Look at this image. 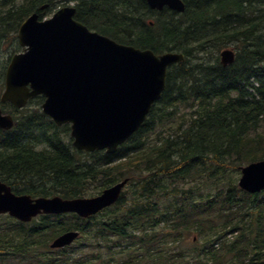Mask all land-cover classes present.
Wrapping results in <instances>:
<instances>
[{"label": "trees", "instance_id": "obj_1", "mask_svg": "<svg viewBox=\"0 0 264 264\" xmlns=\"http://www.w3.org/2000/svg\"><path fill=\"white\" fill-rule=\"evenodd\" d=\"M71 1L89 29L184 59L168 68L160 98L113 154L75 149L69 126L42 113V96L19 110L2 105L15 125L0 130V180L15 192L74 198L125 178L128 184L115 204L88 219L5 217L0 264H52L30 249L67 230L92 237L97 248L78 256L59 249L57 264H107V252L122 254L121 264H264V189L251 194L237 184L241 166L264 160V0H182V13L152 10L145 0ZM59 2L0 0V45L12 51L0 66V86L20 51L21 22ZM227 47L235 59L223 66L219 52ZM190 232L198 238L175 249Z\"/></svg>", "mask_w": 264, "mask_h": 264}, {"label": "water", "instance_id": "obj_2", "mask_svg": "<svg viewBox=\"0 0 264 264\" xmlns=\"http://www.w3.org/2000/svg\"><path fill=\"white\" fill-rule=\"evenodd\" d=\"M151 9L163 7L183 12L182 0H146ZM75 7L64 5L45 20L31 14L18 29L25 48L14 54L5 70L0 101L16 107L43 95L41 105L57 125L70 124L72 144L79 150L114 153L139 128L151 106L165 88L167 69L184 59L172 51L155 54L91 31L74 18ZM223 65L234 61L235 51L219 53ZM13 125L0 109V128ZM238 186L250 193L264 189V160L240 167ZM127 179L93 197L64 199L60 196L32 198L15 194L0 181V213L29 221L40 213L74 212L89 217L119 198ZM78 236L68 231L51 247H63Z\"/></svg>", "mask_w": 264, "mask_h": 264}, {"label": "rangeland", "instance_id": "obj_3", "mask_svg": "<svg viewBox=\"0 0 264 264\" xmlns=\"http://www.w3.org/2000/svg\"><path fill=\"white\" fill-rule=\"evenodd\" d=\"M69 4H75V3H74V2H71V3H69ZM63 5H64V4H63ZM60 6H62V2L57 3L56 6H55V9H56V8H59ZM55 9H54V10H55ZM54 10H53V11H54ZM53 11L49 12L48 14H46V18H49V17L53 14ZM16 41H17V37H16ZM17 44H18V41H17ZM18 45H19V44H18ZM11 53H12V51H10V46L8 45V42L3 43L2 45H0V66H1V64H2L3 62H5V61L8 59V56H9ZM7 63H8V61H7ZM4 73H5V72H4ZM3 78H4V76H3ZM2 88H3V85L0 86V92L2 91ZM4 110H5V112L11 113V112L8 111L7 109H4ZM16 110H18V109H16ZM93 191H94V190H93ZM96 194H97V193H96ZM5 216H6V215H0V224H1V223L3 224V220L5 219ZM187 236H188L189 238H186L185 240L181 241L180 243L176 242L174 248H175V249H177V248H181V249H185V250H186V249L189 247V245H190V240H191V238H193V237H195V239L198 238V236H196L195 233H193V232H190ZM83 240H84V238H83ZM31 249H32L33 251H32ZM31 249H30L31 252L37 253V254H39V255H41V256H49V255H53V254H55L53 258L56 259V258L59 257L58 253H56V252H51V251L48 250L47 247L42 246V245H34V246H32ZM82 250H83V251H87V250H85V249H83V248H82ZM77 255H78V254H75V256H77ZM122 257H123L122 254H117L116 257L113 256V260L117 259V261H118L117 263L120 264L119 260H121ZM109 259H111V258H109ZM109 262H110V261H109ZM113 262H115V261H113Z\"/></svg>", "mask_w": 264, "mask_h": 264}, {"label": "bare ground", "instance_id": "obj_4", "mask_svg": "<svg viewBox=\"0 0 264 264\" xmlns=\"http://www.w3.org/2000/svg\"><path fill=\"white\" fill-rule=\"evenodd\" d=\"M49 2V1H48ZM42 6V5H41ZM195 84V83H194ZM198 88V87H197ZM5 157V156H4ZM9 163V162H8Z\"/></svg>", "mask_w": 264, "mask_h": 264}]
</instances>
